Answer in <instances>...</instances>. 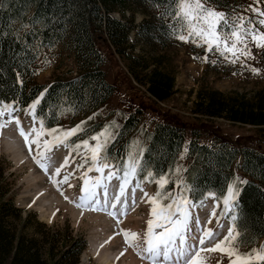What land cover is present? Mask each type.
I'll return each instance as SVG.
<instances>
[{
  "label": "trees",
  "instance_id": "trees-1",
  "mask_svg": "<svg viewBox=\"0 0 264 264\" xmlns=\"http://www.w3.org/2000/svg\"><path fill=\"white\" fill-rule=\"evenodd\" d=\"M210 2L225 8L232 5V0ZM148 8L158 13L156 16L153 13V18L158 21H144L139 26V35L146 42L153 43L162 39L161 33L167 34L170 30L162 21L163 13L167 17L166 14L172 12L166 0H0V102L23 109L43 95L35 114L46 127L58 123L60 109L65 107L70 109L71 116L95 111L115 89L105 78L104 59L96 45V34L103 33L116 52L124 54L129 44V32L134 28V11L145 14ZM113 11L120 12L124 20L112 17L110 12ZM127 11L131 13L128 18L125 17ZM58 40L73 50L78 66L76 74L45 83L33 82L40 48ZM148 84L150 93L160 100L167 98L171 91V79L155 71L148 77ZM222 94L211 90L207 93L205 107L196 109L197 112L219 117L226 115L229 119L254 124L264 123V89L258 91L251 101H239L238 106L234 105L233 98L227 101ZM137 111L140 110L124 119L117 136L107 146L111 156L125 149L128 135L138 125ZM183 129L165 120L158 122L149 132L143 162L150 166V170L173 171ZM193 135L188 146L192 161L185 170V181L193 187L196 197L208 190L220 193L231 185L235 161L241 156L237 166L243 171L246 183L238 184L237 240L242 245L255 244L264 237V152L251 146L237 147L220 138L207 145L198 142L196 131ZM118 141L120 145L113 149ZM2 178L0 171V181ZM8 192L0 185V264H79L86 240L80 235L75 238L63 236L67 233L58 238L59 231L55 229L50 237L59 239L61 245L57 240L46 241V234L39 229L43 224L33 221L31 213L27 219H21L20 209L14 206L13 198L6 197ZM32 222L37 230L29 234L26 227Z\"/></svg>",
  "mask_w": 264,
  "mask_h": 264
},
{
  "label": "rangeland",
  "instance_id": "rangeland-1",
  "mask_svg": "<svg viewBox=\"0 0 264 264\" xmlns=\"http://www.w3.org/2000/svg\"><path fill=\"white\" fill-rule=\"evenodd\" d=\"M206 6L227 14L229 21L234 17L240 16L246 19L264 18L258 16L257 12L253 11V9H257L258 12H264V0H232L230 8H225L219 4L206 1ZM147 10L146 12L144 11L145 14L142 13L143 11H134L132 20L134 28L129 32V44L126 46L124 54L116 52L115 46L110 44L108 38H106L103 33L96 34V45L104 59L102 69L105 72V78L107 82L113 84L115 87L114 92L108 100L95 111L79 113L73 116H71L72 113L69 108L65 107L60 109L58 123L52 127H44L45 132L50 129H57L63 139L62 133L64 131L81 126L82 131L67 138L65 143L71 147L74 143L80 142L83 139H88L89 144L94 146L97 142L91 140V137L104 131L107 127L108 132L111 133L108 139L109 145L117 136L118 130L124 119L139 109L140 111H137V113L135 112L138 125L136 129L128 135L127 138L129 139H127L125 149H123L122 153L111 156L112 159L108 161L111 162V164H119L120 158H123L129 151L138 154L139 149H144L149 132L158 122L165 120L174 122L184 128L183 140L177 154V160L173 167V171L169 173V179L175 181L177 184H179L181 180L185 181V170L192 161V158L188 154V146L189 142L194 138L193 131H196L199 143L211 145L216 143L218 138H220L237 147L251 146L258 151L264 152V123L254 124L250 121L243 122L241 120H233L229 119L226 115L221 117L210 116L200 111L197 112L196 110L205 107L207 93L211 90L222 92L224 99L227 101H230L229 98H233L235 106H238L239 101H251L253 96H257L256 93L264 89V48L257 47L255 42L249 37L247 47L251 50V58L240 55L239 59H237L235 63H232L215 50L208 52L206 50L207 45L197 46V44L191 42V40H189V42L179 40L178 31L180 25L173 16L166 14L167 17H165V13H163L162 21L170 27V30H168L167 34L161 33L160 35L164 43L159 42L161 40L158 39L154 40L153 43H148L139 35V26L148 19L151 21L153 20V23L157 22L158 19L156 18L155 20L153 18V13H155V16L158 15V13L156 14V11L151 8ZM110 15L116 19L124 20L123 18L121 19L122 15L118 11L110 12ZM130 15V11L125 12L126 18ZM257 27L259 28V25H257ZM260 31L264 32V28H260ZM184 34L187 33L185 32ZM237 55H239V53ZM205 57H207V60H205ZM253 68L259 71L254 73L252 71ZM77 70V61L73 50L65 42L58 40L52 45H46L40 48L35 60V72L32 76V81L36 83H45L55 79H64L75 75ZM153 71L163 75L164 78L171 79V91L165 99L160 100L155 98L148 90V77L152 76ZM0 104L9 103L0 102ZM30 106L31 104L23 109H19V111L13 113V115L18 116L19 119L22 118L21 120L25 122V124L33 126V124H31L33 123L32 115L29 113ZM4 119L6 120L7 117L5 116ZM36 122L38 123L37 120ZM13 124L14 123L8 124L3 129H0L1 133L7 131ZM35 127L37 129L40 128L36 125ZM48 139L51 140V137ZM103 139L104 137H101V140ZM120 141L113 146V149ZM133 142H138V146L134 145L130 149V145H132ZM55 143L56 142L53 141L52 150L46 152L45 157L56 159L59 156V150L63 152L70 150V148H65L63 145L57 148L54 146ZM41 151L43 150L41 149ZM71 153L75 159V166L83 162L85 155L89 157L91 155L90 151L85 153L84 149H81L80 153ZM45 157H41L43 161L46 160ZM66 157L68 156L66 155ZM240 162L241 156H238L232 170L231 184L235 183L236 178H239L241 181L246 178L237 166ZM90 163L89 161V164ZM88 166L89 165H85L84 168H75L74 170L83 172L86 171ZM175 169H180L179 173L174 172ZM25 170V164H17L13 154L5 150L0 140V171L3 176L0 185L5 186L9 191L6 197L8 198L11 196L13 198L14 206L20 209L21 219H27V217H29L28 214L31 213L33 221L43 224L39 229H42V232L46 234V241L57 240L58 245H61L59 239L50 237V233L55 229L59 231L58 238L64 233H67V235L63 236L73 238L80 235L86 240V245L80 254L79 264H100L98 258L93 255L92 251L95 248L104 249L105 247L110 248L113 254H117L116 256H120L121 254L119 252L120 249H118L120 247L123 248V252H127V257L121 255L123 259L121 257L120 259L118 258V264H122L123 261L129 260V256L143 258L141 253L142 249L146 247L145 233L147 230V221L153 218L151 216L152 204L149 198L160 190L155 180H151L150 182L142 181L143 190L148 193V196L144 198L145 196L143 193L138 194L135 191V197H138L136 198V203L134 206L131 204V210L127 208L128 213L132 212L134 214L132 217L137 218L139 228L142 231L138 243L132 240L129 241L128 236H124L125 232L119 228V223H121L122 219H120L116 213L114 216L117 219H114V223L116 224L115 228L113 226H108L105 227L102 232L98 231L99 228L97 223H94L92 220H84L83 222L75 221L70 215V211L63 209L62 206H59L58 212L55 213L54 216L46 219V217L42 216L40 213L39 209L41 208L33 204L27 192L28 184L24 179V175L26 174ZM92 173L94 172H87L86 175L85 173H83L84 175L76 173L75 175H77V178L80 180V185H82L83 180ZM71 175L72 174L67 175L62 173L59 185L67 187L72 183L69 181ZM65 176L68 177L66 182L64 181ZM75 180L74 178V181ZM114 180L119 183L116 179ZM134 185L135 180H132L129 188L131 189ZM236 188L238 190V185H236ZM130 189L127 188L126 192L131 193ZM167 189H174L177 192L180 191V188L174 187L172 183L166 185L165 190ZM137 190L141 192L140 189ZM75 192H78V190L74 191V193ZM75 195L77 196L78 193H75ZM165 203H167V201H165ZM205 203L206 201H204V206L208 209L207 212H200L199 208H197L199 214H203L204 220L208 219V216H211L210 214L213 210V207L209 205L208 202L206 205ZM202 209L205 208L202 207ZM222 211L223 205L221 202L216 211L217 216L214 218L211 226V229L214 231L226 232L227 227L232 224L227 218L220 217L219 214ZM96 212L97 211L93 210L89 213L96 214ZM128 213L127 215H129ZM196 214L198 213L196 212ZM107 215L108 214L104 217L110 218V221L113 222L112 216ZM217 220H219V223L225 225L223 230L218 229ZM130 222L133 223V221ZM36 227L35 223L32 222L26 227V232L34 234L37 230ZM206 228H210L209 223L206 225ZM160 229L161 228H158L157 230ZM117 235L118 243H114L113 247H111L112 239L113 237L116 239ZM234 235H236V230ZM237 246L240 252H249L252 249L258 250L261 246H264V238H260L259 241L253 245H242L240 241L237 240ZM199 259L203 264H218V261H222V264H229L228 257L220 251H203Z\"/></svg>",
  "mask_w": 264,
  "mask_h": 264
},
{
  "label": "snow or ice",
  "instance_id": "snow-or-ice-1",
  "mask_svg": "<svg viewBox=\"0 0 264 264\" xmlns=\"http://www.w3.org/2000/svg\"><path fill=\"white\" fill-rule=\"evenodd\" d=\"M166 2L168 7L172 9L171 15L180 25L178 39L181 41L189 42L191 40L197 46L207 45L206 50L208 52L215 50L232 63H235L240 55L251 58V50L247 47L249 37L257 47L264 48V32L260 31V28H264V18L246 19L240 16L229 21L227 14L206 6V0H166ZM253 11L257 12L258 16L264 17V12H258L257 9H253ZM185 32L187 34H184ZM238 53L239 55H237ZM252 71L257 73L259 70L253 68ZM42 99L43 95L30 106L29 113L32 115L33 126L28 131L20 127V119L13 115L19 111L18 108L11 104H0V129L15 123L19 127V134L24 138L29 152L35 151L40 157H45V153L52 150L53 141L56 142L55 147L59 148L60 145H63L65 148H70V152L80 153L81 149H84L85 153L90 151V157L85 155L83 162L77 164L76 167L84 168L85 165H89L85 175L92 171L100 173V176L94 178L91 188L88 187L89 180H83L84 187L82 190L86 191L87 203L92 210L107 211L109 207L117 209L118 205H126L128 203L126 186H129L132 180H135V185L131 188L133 198L137 189H140L145 197L148 196V193L143 190L142 181L155 180L159 185L160 190L149 198L152 204L151 216L153 218L147 221L146 247L142 249L141 253L143 258L150 260L152 264H203L199 259L201 252L220 251L228 257L229 264H264V246L258 250L240 252L237 246L238 236L234 235L238 218L234 211L238 206L235 203L238 196L236 185L246 183L245 181L236 178L234 184L227 185L220 193L202 192L199 197H196L194 189L189 183L181 180L177 184L169 179V173L150 170V166L143 162L142 149H139L138 154L129 151L123 158H120L119 164H109L108 161L112 157L106 149L111 133L108 132L107 127L104 131L91 137V140L97 142L94 146L89 144L88 139H83L70 147L65 143V140L81 132L82 127L77 126L64 131L62 133L63 139L57 129H50L45 132L43 120H40L38 130L35 127L37 120L35 110ZM5 116L7 117L6 120L4 119ZM43 135L51 137V140L41 141ZM101 137L104 139L101 140ZM33 145H35V149H33ZM134 145L138 146V142H133L130 149ZM45 158L50 159V157ZM36 162L47 171V166L44 163H41L40 160ZM63 165H68V157L64 159ZM105 169L109 170L107 176H104ZM179 171L180 169L174 170L176 173ZM56 172L59 174L60 169L57 168ZM113 179L119 183L111 184ZM67 180L68 177L65 176L64 181ZM169 183H172L174 187H179L180 191L165 190ZM97 189L100 191L98 192ZM209 198L214 201V209L219 207L222 202L223 211L219 215L221 218H227L232 222L227 227L226 232L207 229L206 225L211 221L205 219L201 223L200 216L194 211L204 207V201ZM81 199L84 200L85 197H81ZM101 204L102 207L100 208L94 207V205ZM109 214L112 215L113 213ZM210 215L215 218L217 213L213 210ZM217 227L223 230L225 225L217 220ZM154 228H161L162 231L156 233ZM127 235L126 232L125 237ZM132 235L134 237L136 234L133 233ZM218 264H222V261H218Z\"/></svg>",
  "mask_w": 264,
  "mask_h": 264
},
{
  "label": "bare ground",
  "instance_id": "bare-ground-1",
  "mask_svg": "<svg viewBox=\"0 0 264 264\" xmlns=\"http://www.w3.org/2000/svg\"><path fill=\"white\" fill-rule=\"evenodd\" d=\"M21 119H20L21 121L20 127H23L25 131H28L32 126L29 124H25V122H23ZM0 140L3 146L5 147V150L8 153L13 154L14 160L16 161L17 164L19 163L25 164L26 174L24 175V179L26 183L28 184L27 192L29 193V196L32 199L33 204L41 208L39 209L40 213L42 216L46 217V219H48V217L51 218L52 216H54V214L58 212L59 206L60 207L62 206L63 209H67L70 211V215L73 217L75 221L83 222L84 220H87V221L92 220L94 221V223H97V226L99 228L98 231L102 232L104 228L108 226L110 227L113 226L115 228L116 224L114 222L117 219L114 216L116 213L120 217V219H122L121 223H119V228L122 229L123 232L128 233L127 236H128L129 241L132 240V241L138 242V240L140 239L139 237L142 235V231L139 228V223H138L137 218H133L132 216L134 214L132 212L128 213V209H127L131 207V204H133V206L135 205L136 198L138 197L134 196L133 198L132 193L126 192V195L128 196V203L126 205H123V206L118 205L117 209H112L111 207H109L107 211L96 210L97 211L96 214L89 213L93 210L92 208L89 207L87 203L86 191L82 190L84 187V184L82 185V188L77 196L74 193L75 188L73 186L76 180L70 181L72 183H70L67 187H62L59 185V180H60V176H62V171H70L69 166L63 165V161L66 158V155H65L66 151L63 152L62 150H59L58 151L59 156L56 159L50 158L48 160L46 159L45 161H43L42 158L38 156L35 151L31 153L29 152L28 147L25 144L24 138L19 134V127L15 125V123L11 127H9L7 131L2 132V134L0 135ZM43 140H46L44 135L41 137V141ZM32 147L33 149H35V145H33ZM37 160H40L41 163H44L47 166V171H45V169H42L39 166V164L36 162ZM57 168L60 169L59 174H57L56 172ZM108 171H109L108 169L104 170V176H107ZM98 176H100V173L94 172L86 178L89 180V185H88L89 188H91L94 178ZM104 182L106 183L107 181H104ZM111 184L115 185L118 183L113 179L111 181ZM97 191L99 192L100 189H97ZM81 197H85V199L82 200ZM208 203L209 205L213 207L214 203L213 204L211 202H208ZM94 207L100 208L102 207V204L94 205ZM213 210H215L214 207H213ZM195 211L200 216L201 223H203L204 221L203 214H199L198 209H196ZM109 213H113V214L110 215ZM127 213L129 215H127ZM106 214H108L107 216H112L113 222L110 221V218L104 217ZM208 220L212 221V216H208ZM130 221H133V223H131ZM157 229L158 228H156V230ZM156 230L154 228V232ZM159 231H162V229H160ZM133 233L136 234L134 237L132 235ZM112 240L113 241H112L111 247H113L114 243L116 244V242L118 241V235L116 239H114L113 237ZM118 249H120L119 250V252L121 253V254L119 253L120 256L119 255L116 256L117 254H113L110 251V248H107V247H105L104 249L95 248L92 252H93V255H95V257L98 258L100 264H118V260L120 259V257L121 258L122 256L127 257L126 256L127 252H123V248L120 247ZM129 258L130 259L126 261L122 260L123 261L122 264H152L150 260L145 259V258H137L134 256L132 257L129 256Z\"/></svg>",
  "mask_w": 264,
  "mask_h": 264
}]
</instances>
